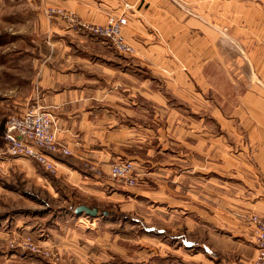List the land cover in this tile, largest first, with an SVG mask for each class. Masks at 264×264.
I'll use <instances>...</instances> for the list:
<instances>
[{
    "label": "crops",
    "instance_id": "1",
    "mask_svg": "<svg viewBox=\"0 0 264 264\" xmlns=\"http://www.w3.org/2000/svg\"><path fill=\"white\" fill-rule=\"evenodd\" d=\"M25 5L60 7L95 24L123 15L126 23L121 35L132 48L130 53L115 51L106 40L69 29L60 20L46 19L37 12L36 39L43 42L42 48L33 51L37 57L32 59L30 90L13 96L17 110L11 114H21L31 104L52 117L56 139L70 151L54 157L56 183L69 186L74 194L81 190L94 197L101 196L109 185L115 191L123 185H106L104 175L111 162L122 159L130 160L140 172L141 166L149 165L151 176H166L172 165L158 154L170 145L171 128L180 153H185L182 161L187 160L186 168L204 166L199 154L210 152L212 183L211 192L205 191L203 183L192 178L189 185L181 186L184 197L163 192L166 214L171 218L178 212L189 220L165 225L175 246L169 256L184 264L190 260L203 264L204 257L213 264H251L255 250L246 215L264 218V0H25ZM224 38L232 43L229 52L223 47ZM223 71L232 73L228 83H242L237 105L243 110L228 115L212 110L208 115L212 129L206 138L201 128L204 118L193 110L208 83H219ZM173 103L177 106H168ZM183 117H190L195 129H187L180 120ZM233 120L241 128L238 137L228 142L225 137L220 139V128L226 125L233 131ZM160 140L164 145L157 149L152 143ZM232 148L249 153L250 162L230 154L225 158L223 153ZM240 154L237 157L241 158ZM221 172L236 176L243 185V193L234 189L228 195L240 206L221 208ZM181 177L172 174L169 182L178 188ZM158 198L154 191L152 201ZM221 211L237 216L239 225L231 218L221 222ZM64 212L70 213L68 209ZM83 217L75 218L74 228ZM190 223L195 224V230ZM220 223L231 229H220ZM190 230L195 233L194 241L186 237ZM109 236L104 233L101 240L110 242ZM79 238L62 234L55 243L75 248ZM83 240L86 245L87 239ZM111 244L119 249L116 237Z\"/></svg>",
    "mask_w": 264,
    "mask_h": 264
},
{
    "label": "rangeland",
    "instance_id": "2",
    "mask_svg": "<svg viewBox=\"0 0 264 264\" xmlns=\"http://www.w3.org/2000/svg\"><path fill=\"white\" fill-rule=\"evenodd\" d=\"M188 11L192 13L190 8ZM37 12L42 14V8H31L25 5V0H0V264H184V262L180 263L178 258L169 256L174 253L171 250L175 249V246H172L173 243L169 240L170 234L166 226H170L172 220L177 221L176 224L189 222V220L178 212H173L171 218L169 214H166L163 192L167 190L173 196L184 197L185 192L181 186L189 185L192 178H197L200 183H203L204 190L211 192L208 190V188L211 189L212 183L210 152L199 154V159L203 161L204 166L194 169L186 168L187 160L182 161L185 153H180V144L176 143L174 131L169 128L172 136L170 135L171 139L168 136L167 145L169 143L170 145L166 150L161 149L163 151L158 154L160 159L164 158L172 165L166 176H151L153 174H149V165L146 168L141 166L142 179H138L133 186L121 188L115 184L117 189L114 191V188L109 185L114 181L106 174L104 178L107 181L106 185L109 186L103 190L101 196L95 197L81 190L80 194H74L68 188L69 186L65 184L59 186L53 177L54 174L47 173L31 159L22 156L10 157L6 153L2 138L4 118L17 110L15 107L17 105L12 103L13 96H21L30 90L34 63L32 59L37 57L33 51L35 48H42L43 42L36 39L35 25L39 20ZM222 44L226 52H229L228 47L232 43L224 38ZM231 76L230 72H221L219 83H208L204 97L199 98V104H195V110L192 109L198 117L204 118L201 128L206 138V134L212 129V120L208 116L212 110L217 108L223 115H228L235 110H243L242 105H237L238 95L243 90L242 83H228ZM169 105L177 106L174 103ZM182 107L186 108L183 105ZM180 120L186 124L187 129L192 130L193 127L195 129L196 126L191 123L190 117L189 119L183 117ZM161 124L163 127L166 126L165 122ZM230 126L233 131H230L226 125L220 128V139L225 137L228 142L238 137L236 132L241 129L238 121H231ZM162 140L157 143L153 141L152 145H164ZM157 149H160V146H157ZM239 152H241L240 149L232 148L223 154L225 158L230 154L237 159L250 162L249 153L246 155L243 151L241 154ZM187 154L196 155L189 152ZM239 154L241 158L237 157ZM172 174L182 175L178 188H175L177 184L169 182ZM220 174L218 180L221 208L228 209L229 205L240 206L239 201L229 200L228 195L234 189H241L243 193V185L239 183L236 176L226 175L223 172ZM143 177H149V179ZM155 177L158 180L153 183ZM154 191L158 193V199H160L156 202L152 201ZM190 201L193 204L196 203L194 199ZM77 205H85L97 210L93 217L89 215L83 217V212L75 213L76 216H74L72 208L74 209ZM67 209L70 213L64 212ZM220 215L221 222L225 223L226 219L231 218L236 221L235 226L240 223L237 216L233 214L228 215L221 211ZM78 217H83V222L78 224L79 227L74 228L75 218ZM189 217L194 220L193 216ZM92 223L95 226H92ZM224 223L219 224L220 229L225 231L231 229ZM190 226L195 230L194 223H190ZM104 233L110 235L108 238L110 242L101 240ZM62 234L63 236L78 235L79 243H76L75 248L72 245L67 247L55 243L57 236ZM194 234L190 230L185 236L194 241L192 239L195 237ZM114 237L119 244V249L112 247L111 240ZM84 238L87 239L86 245ZM95 240L97 242H94ZM93 243L96 244L93 245ZM90 244L92 246H88ZM79 249L85 253L79 252ZM188 249L193 253L196 252L194 247ZM187 264L195 263L190 260ZM203 264L213 263L210 258L204 257Z\"/></svg>",
    "mask_w": 264,
    "mask_h": 264
},
{
    "label": "built area",
    "instance_id": "3",
    "mask_svg": "<svg viewBox=\"0 0 264 264\" xmlns=\"http://www.w3.org/2000/svg\"><path fill=\"white\" fill-rule=\"evenodd\" d=\"M124 8H130V5L124 4ZM42 14L46 19L60 20L69 29L106 40L115 51L132 52L131 46L121 35V28L126 23L123 15L108 17L104 23L95 24L82 21L73 12L60 7H43ZM2 138L8 156L29 158L51 174L56 172L53 155L70 154L69 149L56 139L52 117L36 106L26 108L21 114L7 115L2 125ZM140 175V171L128 159L113 161L108 165V178L123 186L135 185ZM246 220L252 228L255 250L251 264H264V218L250 214L246 215Z\"/></svg>",
    "mask_w": 264,
    "mask_h": 264
},
{
    "label": "water",
    "instance_id": "4",
    "mask_svg": "<svg viewBox=\"0 0 264 264\" xmlns=\"http://www.w3.org/2000/svg\"><path fill=\"white\" fill-rule=\"evenodd\" d=\"M73 211L76 214L83 212L84 214L89 215V216H94L96 213L95 208H89L85 205H77L74 207Z\"/></svg>",
    "mask_w": 264,
    "mask_h": 264
},
{
    "label": "trees",
    "instance_id": "5",
    "mask_svg": "<svg viewBox=\"0 0 264 264\" xmlns=\"http://www.w3.org/2000/svg\"><path fill=\"white\" fill-rule=\"evenodd\" d=\"M59 156H62V155H59ZM53 157H56V155H53ZM57 158V157H56Z\"/></svg>",
    "mask_w": 264,
    "mask_h": 264
}]
</instances>
